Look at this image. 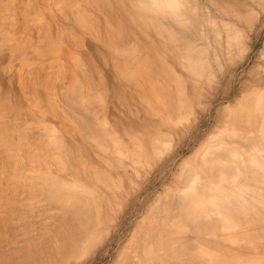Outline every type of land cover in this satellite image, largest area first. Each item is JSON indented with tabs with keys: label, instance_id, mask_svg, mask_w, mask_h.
Segmentation results:
<instances>
[{
	"label": "bare ground",
	"instance_id": "bare-ground-1",
	"mask_svg": "<svg viewBox=\"0 0 264 264\" xmlns=\"http://www.w3.org/2000/svg\"><path fill=\"white\" fill-rule=\"evenodd\" d=\"M63 1L65 2V0H63ZM73 1H75V0H71L72 3H73ZM207 1L211 2V0H207ZM263 1L261 0V1H259V3L262 4ZM34 2H36V1H34ZM58 2L60 3V1H58ZM80 2L85 3V5L88 6V8L85 10L83 9L82 12L79 8L80 13H70V14H68V12L66 13V9H65L64 12L67 15H65V14L64 15L66 16V19L68 21L72 22L74 24V26L78 27V31H79V29L85 30L84 34L80 35L81 33L79 34L77 32V30L74 28L77 32L76 34L80 35V38H81L82 42L84 43V45L83 46L81 45V47H79V45H78L79 42H75L76 38H74L73 40H75V41H73L70 38V35H68L69 36V38L67 39L68 43H66V44L67 45L70 44L69 45L70 47L68 46L70 48V50L67 48V45H66V48H67L66 56H67V58L72 56L73 52L71 50L72 49L74 50L75 47L77 48V46H76V43H77L78 47L81 49V50H79L81 52V56L84 58V61H85V63L83 62L84 73L87 74L88 82L93 81V79H92L93 77L91 78L90 73L97 72V74H98V73H101L102 70H106L105 73L108 74V76H109V79L107 78V80H108L107 82H109V84L113 87V92H112L113 93V99L115 101H117V103H119L120 105L124 106L123 102L121 101V97H123L122 95H124V94L127 95L126 99L129 100V105L127 104L125 107L128 108L130 115L133 118H135V120H137L134 123H138V122L140 123L141 122V121H139L140 120L139 117L141 114H144L147 117L152 116V115L153 116H155V115H157V116L158 115H164L165 116V114H166V116H170V118L168 117L169 119L173 120L174 125L176 122H179L181 120L179 118V116L182 113V110L180 108L179 111H181V113L178 112V109L176 108V104L178 106L179 105L178 101L183 99V98H181V96H179L180 94H178V96H177L175 93H173V89L175 86L176 87L179 86V83L181 86L182 82L180 79L182 76H180L177 73V71L175 70V67H180L182 69L183 68L186 69L187 73L192 78L191 80L194 81L196 89L197 88L198 89L203 88V85H205V84L206 85H209V84L212 85L211 80H208L207 82L205 81L206 83L202 82V80H204L205 78L210 79L211 77H213V75L212 74L206 75L205 66H204L205 63L203 61L206 58L205 59L201 58L202 57L201 51L202 50L204 51L205 49L202 48V50H201L199 48L201 46V44H199V42H201V41H199L197 44L198 38L200 36L202 37V35H200L199 29H198L199 25L197 26V22H198V15L197 14L199 11L198 10L199 6L197 7V1L196 0H80ZM31 3H33V2H31ZM31 3H29L30 7H31ZM48 3H49V1H48ZM44 5H46V4H44ZM58 5L60 6L61 4H57V6ZM68 5H69V3H68ZM263 5H264V2H263ZM2 6H4V4ZM5 6H6V4H5ZM47 6H50V5L47 4ZM64 6H66V5H64ZM71 6L74 7V5H71ZM71 6L69 5L67 7L69 8ZM27 7H28V5H27ZM35 7H36V5H34V8ZM6 8H8V7H6ZM13 9L14 8H12V10ZM18 9H20V8H18ZM31 9H30V11H31ZM37 10H38V8L36 9V13L38 12ZM52 11H53V9H52ZM60 11L63 12L62 10H60ZM76 11L77 10H75V12ZM207 11H208V9H207ZM94 12L96 14H93ZM9 13H10V11H9ZM19 13H20V11H19ZM34 13L35 12L33 11V15H34ZM56 13H57V11H56ZM5 14H7V12H5ZM57 14H56V16H57ZM43 15H44V13H43ZM1 16L2 15H0V17ZM65 16H64V18H65ZM15 17H16V15H15ZM27 17H29V16H27ZM6 18L8 19V17H6ZM40 18H42V17L40 16ZM64 18H63V20H64ZM208 18H209V16H208ZM13 19H14V17H13ZM33 19H35V18H33ZM46 19H47V17H46ZM30 20H31V18H30ZM203 20H204V18H203ZM246 20L247 19H245V21ZM57 21H59L61 23L60 20H57ZM64 21H66V20H64ZM64 21H62V22H64ZM199 21H201V20H199ZM210 21H212V20L210 19ZM40 22H42V21H40ZM49 22L50 21H48V23L44 21V23H47L48 25L45 26L43 24L46 28L44 30L42 29L43 30V32H42L43 33V39H44L42 41L47 40V41L51 42V40H53L54 38L58 39L59 36H61V34H60L61 31L58 29V31L60 33L54 32L51 28L52 23L50 24ZM205 22H206V20L204 21V23ZM2 23H3V21H2ZM20 23H21V21H20ZM89 23L94 25V29H95L96 33H92V32L89 33V30L86 29V28H89L88 27ZM201 23H203V22H201ZM212 23H211V25H212ZM32 24H33V22H32ZM35 24L37 25V23H35ZM63 24L65 25V23H63ZM67 24H68V22H67ZM110 24H115L116 26H118L116 28V29H118V32H115L114 30L109 29L110 27L108 25H110ZM208 24H210V23L208 22ZM222 24H225V23H222ZM13 25H14V23H13ZM0 26H1V24H0ZM3 26H6V25H3ZM6 27H8V26H6ZM205 27H206V25H205ZM205 27H204V31L210 29L209 26H208L209 27L208 29H205ZM226 27H227V25H226ZM2 28H4V27H2ZM12 28H14V26ZM227 28L229 30V26ZM227 28H226V30H227ZM34 29H35V27H34ZM65 29L67 31H72L73 27H72V25L69 27H67L65 25ZM94 29H93V31H94ZM75 30H73V31H75ZM91 30L92 29L90 28V31ZM19 32H20V30H19ZM206 33H207V31H206ZM11 34H13V33H11ZM11 34L8 35L5 33L7 38H8V36H11ZM32 34H34V33H32ZM102 34L105 35V39L107 38L106 43L104 41H102L104 44L103 43L100 44V42H99V40H100L99 35H102ZM220 36H222V38H223V35H220ZM6 37H5V39H6ZM102 37H103V35H102ZM203 37H204V35H203ZM0 38H1V36H0ZM10 38H12V37H10ZM24 39L25 38L22 39L23 42H24ZM205 39H207V38H205ZM205 39L202 38L203 42L205 41ZM3 40H4V38H3ZM10 40H12V39H10ZM155 40H159V44L155 43L154 42ZM233 40H235V39H233ZM31 41H32V39H31ZM61 41H64V40H61ZM227 41H228V39H227ZM8 42H10V41H7V43ZM32 43H31V45H32ZM45 43H46V41H45ZM0 45H1V43H0ZM26 45H27V43H26ZM46 45H47V43L45 44V46ZM74 45H75V47H74ZM6 46L7 45L4 46L3 52H5ZM9 46H7V47L9 48ZM28 46H26V49H28L27 48ZM132 46H135V47L137 46L139 49H142L146 53L147 60L145 61V63L141 62L140 59H139V61L134 59V57L132 56V53H131L132 52L131 50L133 49ZM204 46H205V43H204ZM31 47L34 48L33 45ZM46 47H49V45H47ZM50 47H51V45H50ZM52 47H54V46H52ZM208 47H207V49H208ZM234 47L235 46H233V48ZM18 48H19V46H18ZM228 49L230 52L231 48L228 47ZM39 51L41 52V50H39ZM76 51H78V50H75V52ZM235 51H237V50L235 49ZM50 52L51 51H49V53ZM53 52H55V51H53ZM9 54H11V53H8V56H10ZM59 54L61 55V53H58V55ZM19 55L20 54H18V58H19ZM28 55H29V51L24 53L25 59ZM37 55L40 56V53ZM46 55H48V53ZM140 55H141V52H140ZM5 56H0V62H1V60H4L3 57H5ZM66 56H65V58H66ZM74 56L76 57V59H78V55H74ZM32 57L37 58V56H32ZM43 57H45V56H43ZM61 57L59 58L60 61L63 59ZM215 57H216V55H215ZM65 58H64V60L66 61L67 58L66 59ZM149 58H153V60L150 61V60H148ZM42 59H44V58H42ZM71 59L72 58H70V60ZM141 59H142V57H141ZM70 60H69V63H70ZM243 60H244V58H243ZM6 62L7 61H5V63ZM38 62H40V61H38ZM231 62L229 61L228 64H231ZM34 63H36V62H34ZM41 63L44 64L43 62H41ZM46 63H48V62H46ZM55 63H56V61H55ZM235 63H238V62H235ZM242 63L243 62H241V64ZM44 65L46 66L48 64H44ZM65 65L68 66L70 64L66 63ZM65 65H64V67H65ZM233 65H234V63H233ZM38 66H40V65H38ZM38 66H37V68H38ZM71 66H72V64H71ZM71 66H68V67L70 68ZM238 66H239V64H238ZM41 67H42V65H41ZM46 68H47V66H46ZM49 68H50V66H49ZM61 68L63 69V67H61ZM231 68H233V67H231ZM0 69L1 70L4 69V66ZM38 69H40V68H38ZM43 69H44V67H43ZM51 69L54 70V68H51ZM51 69H47V71L51 70ZM64 69H65V71H67L66 68H64ZM40 70H39V74H40ZM55 70L57 71V69H55ZM43 71L47 72L46 70H43ZM71 71L72 70L68 69V73ZM3 72L5 73V71H3ZM74 74H76V73H74ZM43 75H44V73H43ZM71 75L72 74L70 73V75H69L70 79H71ZM222 75H224V74H222ZM263 75H264V72H263ZM77 76H76V78H79ZM14 77H16V75ZM40 77H41V75H39V78ZM261 77H263V78L262 79L258 78V80L250 82V83H247L248 81H246L244 84H243V82L241 84H238V85L232 84L231 90L228 89V91L227 90L222 91V93L217 92V89H216V92L213 91L212 93H210L209 97L207 94V97H208L207 99L209 100L208 101L207 99H205L208 101V103L206 102L207 103L206 105L208 106L207 109L204 110V108L203 109L200 108L201 109L200 110L198 108L199 112L194 111L195 113H198L199 116L202 115L203 112H207L208 114L211 113L210 107H212L213 102L215 101V99L218 96H220V99H222V101H227V100H231V99L235 100L236 98L241 96L240 98L237 99V101L236 100L234 101L236 103L238 102V105L240 104L239 101H241V100H244V101H243V103L241 102L242 105L239 108H237L236 110H232V107L234 104L230 103V104H232V106H230L229 110L231 109L232 112L230 113V111H228L229 116H226L225 120H222V118L217 119L214 122V124L212 125V127L208 128V132H206L205 135H202L201 137L196 136L194 141L196 142V141L200 140V142L201 141L204 142V143H202L203 145L201 144L202 147H199L200 149H198V151H194L196 153L192 152L194 155H191V156L186 155V158L184 157L185 159H183L182 163L180 162V165H179L180 167L178 166L179 167V173L175 176L173 184L170 185L171 189H169L168 195L167 196L164 195V196H166L165 197L166 201L164 202L165 206L160 207L162 205H160L159 203L162 201L156 202L157 205H155V206L160 205L159 207L162 208V210H163L162 212L165 213L164 218L162 216L163 213L161 215L162 217H160L162 222H160L161 220L159 218H157L159 221L157 222V219H156L155 220L156 224H154L155 222H153V220L151 222H149V223H152L151 224L152 227L148 230V228L150 227L149 226L150 224H149L148 225L149 227L147 228L148 231L146 229H145L146 230L145 231L142 228L140 230L138 229V231H140V232H136L138 235V238H136L137 241H136L135 245H134V242H132L133 247L134 246L135 247L134 248L132 247L133 249L131 248V251L127 250V251L131 252L130 253L131 255L127 252H126V254L124 253L123 255H120L121 258H119L116 261V264H264V254H263L264 253V245H262V243L264 241V239L262 237L264 235V82L262 81V80H264V76H261ZM222 78H223V76L221 78H219V80L217 79L218 80L217 83H219L222 80ZM73 79L75 80V76ZM215 79H216V77H215ZM78 80L79 79H77L76 81H78ZM159 80L162 81L161 82L162 84L158 83V82H160ZM191 80H189V81H191ZM19 81L21 82L22 80H19ZM29 81H30V79H29ZM80 81H81V79H80ZM79 82H73L72 85H71V82L68 83V84H70V88H69V90H65L66 91L65 97H64V99H62V101L64 100L63 105L65 104L64 106L66 107L68 115L70 116V118L73 119V121L79 127V131L76 132L77 133L76 136H79L82 141L87 140L91 143L93 142L96 146L98 145L99 147H101L100 151L102 150V148L107 149L108 146H111L112 151H114V153L117 154L119 157H121V158L125 157L124 158L125 160L129 156L132 157L133 155H129V154H128L129 155L128 157L125 156L126 154H124V152L122 151L123 147L125 149L124 145L127 143V142L125 143L126 139L124 140V139H122V137L115 135L116 133L115 134L113 133L114 135H112L111 133H110L111 135L106 134L108 136V137H106L104 135L105 134V132H104L103 136H101L102 134L100 132L101 131L100 129L103 127H104V129H106L105 126L107 123H105V122H107L109 119L107 121H105L106 114H104L105 118H103V119L105 122L101 121L100 120V116H101L100 114L101 113L99 114L96 112L98 109L97 107H96L97 108L96 111L93 109L95 112L94 111H93L94 113L92 112L91 107L94 106L95 104L92 103V106L90 107V104L88 103L86 98L82 95V91H81L82 88L80 87L82 85V83L80 84ZM97 82H96V85H97ZM24 83H25V80H24ZM75 83H78V86ZM83 83H84V85L86 84L85 82H83ZM191 84H193V83H191ZM214 85H216V84L213 83V86ZM219 85H221V84H219ZM230 85H231V83H230ZM86 86H87V84H86ZM86 86H84V87H86ZM26 88H30V86H28V84H27ZM95 88H97V86H95ZM209 88L213 89L212 86ZM228 88H229V86H228ZM10 89H12V88L8 87L6 89V91H9ZM21 89H22V87H21ZM65 89H67V87ZM211 89H209V90L211 91ZM12 90H14V89H12ZM28 90H30V89H28ZM39 90L33 88V89H31L30 93L27 92V90L25 91V92H27V95H31V96H29L30 99L28 98L29 102L31 101V103L36 102L37 104H40L42 106L43 111H40L39 114L42 116V118L44 120L48 119V120H52V121L53 120L57 121L59 123V125L61 126V129L63 131H66L68 135H71V137H72L71 139H74V142H75L77 138L74 135L75 132L73 133L72 130L76 131L77 129H75V128L71 129L72 126L70 127V125L68 124V123L72 122V120L70 122H67L64 113L62 112L64 117L61 115V113H58L59 112L58 110L59 109L61 110L62 106H61V108H58V110L53 108V104L51 102L52 100L49 101V99H48L49 97L47 96V94L42 93V91H39ZM21 91H23V90H21ZM68 91L70 92L69 94L67 93ZM94 91L96 92V90H94ZM1 92H2V90H1ZM10 92H12V91H10ZM13 92L16 94L15 90ZM59 92H61V91L59 90ZM51 93H53V92H51ZM58 93H56V94H58ZM66 93L68 95H66ZM93 93L94 92H92V94ZM242 94H244V95L242 96ZM27 95L25 96L24 93L23 94H17L16 97H14V98H17V101L21 102L24 98L27 99V97H28ZM53 96H54V94H53ZM61 97H62V95H61ZM93 97H94L93 100L94 99L96 100L94 94H93ZM103 97H105V96H103ZM54 98H55V96H54ZM60 99H58V100H60ZM156 100H157V102H155ZM11 101H12V99H11ZM27 101H26V103H27ZM55 101H57V100H55ZM3 102H4V100H3ZM22 102H24V101H22ZM89 102H92V99ZM182 102H184V101H181L180 103H182ZM4 103H6V102H4ZM55 104H56V102H55ZM97 104L99 105V103H97ZM100 104H103V103H100ZM181 105H183V104H181ZM103 106H104V104H103ZM103 106H102V108H99V109L104 110L109 105H106L107 107H105V108ZM65 107L63 108V110H65ZM187 107H189V106H187ZM187 107H186V109H187ZM123 109L125 110L124 107H123ZM102 110H99V112ZM36 111H37V109H36ZM105 112L106 111L104 110V113ZM0 113H1V111H0ZM95 113H97V114H95ZM218 113L219 112H217V114L216 113H214V114L218 115ZM28 114H30L29 118L34 119V117L35 118L38 117V115H37L38 113H35V112L34 113L30 112ZM107 114H108V112H107ZM204 114L206 115V113H204ZM7 115L4 117L8 118L9 115L8 116ZM205 115H203L204 120H205V118H204ZM1 116H2V114H1ZM195 116H197V115L195 114ZM124 117L126 118V120H127V118L130 119V117H126V116H124ZM224 117L225 116H223V118ZM188 118H190L189 115H188ZM118 119H113V124L116 126H122L121 125L122 121H120ZM162 119H163V117H162ZM38 120H41V119H38ZM193 120H195V122H193V123L189 122L190 124H186V126L184 124V126L183 125L181 126L182 127L181 129H183V132H182L183 135L181 134V139H179V137H178V141H175V143H173V144L170 141H169V143H171V144H169V145L166 144L168 141H166V143L163 142L164 144L162 143L163 140L159 136L164 134V132L162 134L160 133L159 135L157 133L158 136L156 135L155 138L152 137V139L149 140L150 142L148 141L151 145L150 148H153V151L150 148L149 149L152 152H154V156H155L154 159L156 160V161L154 160L155 161L154 166L153 167L151 166L152 167L151 171H157V172L161 171L160 173H162V170L167 165L169 166L170 163H171V165L174 164V162L176 161V159L178 158L179 154L182 151V146H183L182 136L185 137V135H187V137H188L189 134L193 130H195L197 127H199L197 118L193 119ZM182 121L184 123H186L184 120H182ZM0 122H2V121H0ZM201 122H202V120H201ZM143 123H145V122H143ZM41 124H43V122ZM30 125L33 126L32 124H30ZM47 125H45V126H47ZM110 126H111V124H110ZM131 126L133 127L134 124L132 123ZM19 127H22V126H19ZM50 128H52V126ZM44 129H45V127H44ZM114 129H116V128H114ZM177 129H180V127H177ZM3 130L1 131V129H0V132L3 133ZM9 130H11V129H9ZM23 130H24L23 128L21 130V128L17 129L16 127L13 129V131L15 133H19L17 135H20L21 133L26 132ZM169 130H170V132L172 131L171 129H169ZM13 131H12V133H13ZM105 131H108V130H105ZM164 131L166 133L167 130H164ZM177 131L180 132L181 130H177ZM48 132H49V130H48ZM99 132L101 135L98 136L97 133H99ZM113 132H116V131H113ZM170 132H168V133L170 134ZM172 132L174 133V130ZM56 133H58V132H56V130H55V133L52 134L53 136L52 135L51 136H48V135L47 136L46 135L45 136L44 135L43 136L42 135L37 136V135L28 133L31 135L30 139L28 138V135H27V138L30 140V141H28V140L27 141L31 145H33V147H31V148H34L35 146H37V147L33 151H30V149L27 150V148H29V146L28 147L24 146L25 145L24 141L26 139L25 140L23 139L24 140L23 143L22 144L20 143L18 145V151L21 153V155H18L16 158L13 156L8 158L9 162L13 161V165L14 164L19 165L20 163H23V162L25 163V165L21 164V166H23V168H20L19 166H15V171L23 172L24 170H27L29 165L26 166V164H30L32 166L35 164H37V165L40 164L44 168V166H46V164L49 162L48 159L49 160H52V159L58 160V158H60V157L53 158L54 156H52V157L50 156V153H49L50 151L48 150V148L50 146L52 148L57 147L56 150H59L58 148L62 149V147L65 148V147H67V145L64 144L66 137L64 138V135H61V134H59V136H57L58 134L56 135ZM7 134L8 133H6V135ZM117 134H119V133L117 132ZM4 136H5V134H4ZM169 136L170 135L165 136V137H169ZM176 136H177V134H176ZM24 137H25V135H24ZM56 137H58V138H56ZM67 137H69V136H67ZM173 137L171 134V137H169L168 140H170V138H172L171 141L173 142ZM127 139H128V136H127ZM163 139H165V138L163 137ZM137 140H139V139H137ZM20 141H18V142H20ZM187 141H189V140H187ZM132 142H133V140H132ZM4 143H5L4 141H3V143L1 142L0 146H2ZM135 143H136V141H135ZM198 143H199V141H198ZM83 144H81V145H83ZM90 146H91V144H90ZM126 146H128V145H126ZM138 146H139V144H138ZM130 148H131V146H130ZM197 148H195V150ZM98 149L99 148H97L96 151ZM128 149L126 147V150H128ZM142 149H141V151H142ZM67 150H69L72 153V151L74 149L72 150V148H70V147L66 148L64 150V154H67V153L70 154L69 151L67 152ZM137 150H139V149H137ZM106 151H109V150L107 149ZM6 152H7V150H6ZM78 152H81V151H78ZM55 153L57 154L58 152L55 151ZM60 153L58 155L61 156ZM114 153H113V155H114ZM126 153H127V151H126ZM100 154L102 155V153H100ZM73 155H75V154H71L69 157L72 156L74 158ZM103 155H106V154H103ZM136 155H138V154H136ZM118 156H116V157H118ZM49 157H51L52 159H50ZM61 157H63V156H61ZM103 157H105V156H103ZM106 157L108 158L109 156L106 155ZM134 157L130 158V159H134ZM151 157H152V154H151ZM5 158H7L6 153H5ZM63 158H65V157H63ZM85 158H87V157H85ZM84 159H83V161H84ZM103 159L106 160L105 158H102V161H103ZM3 160H5V159H3ZM19 160H21V162H19ZM55 160H53L52 162L54 163ZM57 160H56V162H57ZM128 160H129V158H128ZM97 161H99V160H97ZM102 161H100V162L102 163ZM106 161H108V160H106ZM130 161H132V160H130ZM143 161H144V159H143ZM143 161H142V164L145 163V161L144 162ZM151 161H152V159H151ZM58 162H60V161H58ZM63 162L65 163V161H63ZM67 162H69V161H67ZM71 162L73 163V161H71ZM105 162H104V165H102V166L108 165L109 161H108V163L106 162L107 164H105ZM138 162H141V160ZM89 163H90V161H89ZM43 164H44V166H43ZM54 164L58 165V163H54ZM63 164H60L58 166L61 167ZM69 164H70V162H69ZM69 164H67L68 166L66 164H64L62 166V168L64 167L62 170L65 171V165L67 166V169H68ZM84 164H86V163H84ZM129 165H130V163H129ZM129 165L127 168H129ZM70 166H71V164H70ZM125 166H127V165H125ZM132 166H133V164H132ZM137 166L139 167L141 165L139 164ZM17 167H19V168H17ZM52 167H51V169H52ZM146 167L148 168V165ZM48 168H50V166ZM9 169H10V171L13 170L12 168H10L8 166V170ZM29 169L30 168H28V170ZM41 170H43V169H41ZM53 170H54V168H53ZM80 170H81V168H80ZM103 170H102V172H103ZM137 170H139V169H137ZM64 171H62V172H64ZM77 171H79L78 168H77ZM93 171H94V169H93ZM115 171L116 170H114V172ZM121 171H123V170H121ZM131 171H132V173H135L134 174L135 176L138 174V173H136L137 171H135L134 169H131ZM133 171H135V172H133ZM175 171H176V168H175ZM43 172H44V170H43ZM43 172H41V173H43ZM62 172H61V168H60V173H62ZM87 172H89V171H87ZM150 172L147 171L146 174L148 173L147 175H149ZM165 172H163V173H165ZM67 173L70 175L69 172H67ZM51 174H53V173H51ZM51 174L50 175L42 174V175H40L41 177L39 176L40 178H37V177L35 178L34 177L35 174L32 175V172H30L23 179V181L25 180L24 186H20V187H18V185H15L13 183L10 185H9V183H6L10 178H14L15 175L9 177V174L8 175H7V173L4 174L3 182L1 184L4 185L2 187L4 190L9 191V195L2 197V199H1L2 203L0 205V245L4 244V250L3 249L0 250V264H89L88 263L89 261L84 262V257L88 256L91 252L93 253L94 250L97 251V249L99 247L101 248L100 245H103V243L110 241V239H109L110 236H109V238L107 236L119 228V226H120L119 224L121 223L125 213H127L129 211L132 200L127 199V202H126V199H124L125 201L124 200L118 201L120 199H118L119 196L117 194L119 193V189H121V188L118 189L115 187L118 190H116L114 188L115 181L112 178L110 179V176L107 173H106L107 175L104 174L105 181L107 183H102V181H101V183H102V184L100 183L101 185L99 184V186H98L95 184L96 187L97 188L99 187V189H100L101 194H98L99 196H95L97 194L94 195V192L97 193V191H95L97 189H94L96 187H94V188H91L90 186H89V188L87 186L84 187L80 184L82 182H80L79 184L76 183L77 182L76 179H75L76 182H73L70 180L65 181V180H63L65 178L61 179V177L59 178L58 175L56 176V174H55V176H56L55 177L54 175L52 176ZM68 174H66V175H68ZM86 174L84 176H86ZM1 175H3V174H1ZM75 175L77 177H80L77 174H75ZM88 175L91 177L90 172L88 173ZM88 175H87V178H89ZM102 175H103V173H102ZM130 175H132V174H130ZM160 175H159V177H161ZM174 175H175V173L172 174V177ZM138 176H136V178ZM162 176H163V174H162ZM66 177L68 179L70 178V176L69 177L66 176ZM120 177H122V175H120ZM170 177H171V175H170ZM172 177H171V179H172ZM92 178H90V179H92ZM71 180H72V178H71ZM97 180H99V178ZM100 180H102V179L100 178ZM108 180L110 182L112 180V182H114V183L111 182L112 184H110L108 182ZM91 181H92V183H94L93 182L94 180H91ZM20 182L21 181H19V183ZM92 183H90V184L92 185ZM148 184H150V182ZM88 185H89V183H88ZM110 185H111V187H110ZM136 186H138V185H136ZM166 187H167V185H166ZM0 190H1V188H0ZM121 192L123 193V191H121ZM121 192L119 193L120 195H121ZM124 192H126V191H124ZM15 193L16 194L20 193V195L23 196V199L18 200L19 198L15 195ZM164 196H162L161 198H164ZM90 197H91V199H89ZM159 200H160V196H159ZM115 201L120 202V205H121L120 209L117 211L114 210ZM106 202H108L107 208L105 207ZM154 202H155V199H154ZM18 203H21V204H23V203L31 204L32 203L34 205L36 203L37 204L42 203V205H43V207H41L42 213L39 212L38 216H39V214H40V217L43 216V220L41 219L42 221H44L43 224L39 223L40 224L39 225L37 223H34L32 216H30L31 213L29 216L27 215L30 211L32 212V210H34L37 206L39 207L38 209H40V206H39L40 204H38L36 207H30V208H25L24 205H26V204H24L23 205L24 209H21V208H18V206H17ZM152 206H154V205H152ZM151 208H154V207H151ZM155 208L152 209V210H154L153 212H156L153 215H155L154 217H157L158 216L157 211L161 212V210H160V208H158L159 210L155 211ZM147 209L148 208L146 207L145 210H147ZM145 210H144V214L146 212ZM152 210L150 209V213L152 212ZM96 211H97V214H96ZM26 212H28V213L26 214ZM109 214H111L115 217L113 222L110 223V225L112 224L110 226L112 228V231L110 229V231L108 232L109 234L107 236L105 235L107 238L103 237L104 238L103 242L99 243L101 240V237H99L101 235H99V234H102V233L99 232L100 222H98L96 216L99 215V217H101L102 215H104L106 217ZM147 215H145V216H147ZM154 217H153V219H154ZM36 218H38V217L36 216ZM102 219H103V217H102ZM147 219L149 220V218H147ZM147 219H145L144 222L141 224L145 225V222ZM163 220H165V221H163ZM34 221L39 222V221L35 220V217H34ZM108 225H106V226H108ZM138 228H139V226H138ZM136 230H137V228H136ZM103 234H105V233L103 232ZM137 235H136V237H137ZM238 236H241V238L244 237L245 239H243V241H242V239ZM133 237H135V236H133ZM99 238H100V240L98 241ZM53 239L57 240V244H58L57 247H55V245H54L55 242L53 243ZM244 240H246V241H244ZM240 242H243L242 246L240 245ZM230 243L231 244L233 243L232 244L233 246ZM260 245H262V247ZM127 246L130 247L132 245H127ZM0 248H1V246H0ZM132 250H134L136 253L134 256H133L134 253L132 252ZM94 255H95V253H93V255H91V257ZM261 257L263 258V260Z\"/></svg>",
	"mask_w": 264,
	"mask_h": 264
},
{
	"label": "rangeland",
	"instance_id": "rangeland-1",
	"mask_svg": "<svg viewBox=\"0 0 264 264\" xmlns=\"http://www.w3.org/2000/svg\"><path fill=\"white\" fill-rule=\"evenodd\" d=\"M34 1H36V2H34ZM48 1H49V3H48ZM58 1H60V3L58 2ZM0 0V15H2L1 17H0V24H1V26H0V36H1V38H0V43H1V45H0V56H5V57H3V59L4 60H1V62H0V68H2L3 66H4V69H0V111H1V113H0V121H2V122H0V129H1V131L3 130V133H1L0 132V143L2 142L3 143V141L6 143H4L2 146H0V188H1V190H0V205H1V199H2V197H4V196H6V195H9V191H7V190H4L2 187L4 186V185H2L1 183L3 182V177H4V174L5 173H7V175L9 174V177L10 176H13V175H15V177L14 178H10L6 183H9V185L10 184H15V185H18V187H20V186H24V182H25V180L23 181V179H24V177L28 174V173H30V172H32V175L33 174H35L34 175V177L36 178H40L41 176L40 175H42V174H48V175H50L51 173H53V174H51L52 176L54 175L55 176V174H56V176L58 175V177L60 178L61 177V179H63V178H65V179H63V180H65V181H73V182H76V180H77V182L76 183H80V182H82V183H80L82 186H84V187H88L89 188V186L91 187V188H94V187H96V185H98L99 186V184L101 183V181H102V183H107L106 181H105V177H104V174H108L109 176H110V179L112 178L114 181H115V183L114 182H112V180H111V182L112 183H114V188L116 187V188H121V189H119V193L121 192V191H123V193L121 192V195L118 193L117 195L119 196L118 197V199H120V200H118V201H123L124 199H126V202H127V199L128 200H132V202H131V206H130V208H129V211L127 212V213H125V215H124V217H123V219H122V221H121V223L119 224L120 226H119V228L117 229V230H115V231H113L111 234H109L108 232L110 231V229H111V231H112V228L110 227L111 225H110V223H112L113 222V220H114V216L113 215H111V214H109L108 216H104V215H100L101 217H99V215L98 216H96V218H97V220H98V222H100V225H99V232L100 233H102L103 234V232L105 233V234H99V235H101V236H99V237H101V240H100V238L98 239V241L100 240V242L99 243H102L103 242V240H104V238L103 237H105V238H109V236H110V241H108V242H106V243H103V245H100L101 246V248L99 247L98 249H97V251L96 250H94V252L93 253H95V255L94 256H92L91 257V255H93V253L91 252L88 256H86V257H84V262L85 261H89L88 263L89 264H116V261L119 259V258H121L120 257V255H123L124 253L126 254V252L127 253H131L130 251H131V248L133 247V243L132 242H134V245H135V243H136V241H137V239L136 238H138V235H137V233L136 232H140V231H138V229L140 230L141 228L142 229H146L147 230V228H148V230L152 227V223H149V222H151L152 220H153V222H155V220L157 219V218H159L160 220H161V218L160 217H162L163 216V218H164V215H165V213H163L162 211V208H160V207H163V206H165L164 205V202L166 201L165 200V197L168 195V191H169V189H171V184H173V182H174V178H175V176L179 173V165H180V162L182 163V161H183V159H185L186 158V155H188V156H191V155H194L193 153H196V152H194V151H198V149H200L199 147H202V143H204V142H200V140H198L199 141V143H198V141H194V139L196 138V136H199V137H201L202 135H205L206 134V132H208V128L209 127H212V125L214 124V122L217 120V119H221L222 118V120H225L226 119V116H229L228 114H229V112L228 111H230V113L232 112V110H236L237 108H239L241 105H242V103H243V101L244 100H241V101H239V105H238V102L236 103V102H234L235 100L237 101V99L238 98H240V97H238V98H236L235 100H227V101H222V99H220V96H218L216 99H215V103L213 102V104H212V107H210V109H211V113L210 114H208L207 112H203V114L202 115H198V113H195L196 111L197 112H199V109L201 108V109H203L204 108V110L205 109H207V103H208V97L210 96V93H212L213 91H215L216 92V89H217V92H220V93H222V91H228V89H232L231 87H232V84H234V85H238V84H241L242 82H243V84L246 82V81H248L247 83H250V82H253V81H256V80H258V78H263V77H261V76H264L263 75V72H264V5H263V2H262V4H260L259 3V1H261V0H211V2H209V1H207V0H196L197 1V7H198V10L201 12H199L198 11V22H197V26L199 25V27H198V29H199V32H200V35H202V37L200 36L199 38H198V41H197V44H198V42L199 41H201V42H199V44H201V46L199 47L201 50H202V48H204L205 50L203 51H201L202 52V59L204 58H206L205 60H203L204 61V63H205V72H206V75H208V74H212L213 75V77H211L210 79H207V78H205L204 80H202V82L203 83H206L208 80H211V82H212V85L211 84H209V85H203V88H200V89H196V87H195V84H194V81H192L191 79V77L189 76V74L187 73V71H186V69L185 68H180V67H175V70L177 71V73L180 75V76H182L181 77V86H180V83H179V86H175L174 87V89H173V93H175L177 96H178V94H180L179 96H181V98H183V99H181V100H179L180 102L181 101H184V102H182V103H180L179 101H178V106H177V104H176V108L178 109V112H180L181 113V111H179L180 110V108H181V110H182V113L180 114V116H179V118L181 119L179 122H176L175 123V125H174V122H173V120L172 119H169L170 118V116H166V114H165V116L164 115H155V116H149V117H147V116H145L144 114H141L140 115V117H139V121H141L140 123L138 122V123H134L135 121H137V120H135V118H133L131 115H130V113H129V110H128V108L127 107H125L127 104L129 105V100L128 99H126L127 98V95H122L123 97H121V101L123 102V104H124V106H122V105H120L119 103H117V101H115L114 99H113V87L109 84V82H107L108 80H107V78L109 79V76H108V74H106L105 73V71L106 70H102L101 71V73H98L97 74V72H94V73H90V75H91V78L93 79V81H89L88 82V78H87V74H85L84 73V64H83V62L85 63V61H84V58L81 56V52L79 51V50H81L79 47H81V45L83 46L84 45V43L82 42V40H81V38H80V35H82V34H84V32H85V30H83V29H79V31H78V27L77 26H74V24L72 23V22H70V21H68L67 19H66V16L65 15H67L66 13L68 12V14H70V13H80V10H81V12H82V10L84 9H87L88 8V6H86L85 5V3H81L80 2V0H75V1H73V3L71 2V0H65V2L63 1V0ZM70 1V2H69ZM252 3H251V2ZM31 2H33V3H31ZM46 2V3H45ZM52 2V3H51ZM56 4H55V3ZM199 2V3H198ZM209 2V3H208ZM247 2V3H246ZM255 2V3H254ZM2 3V4H1ZM18 3V4H17ZM29 3H31V7H30V4ZM37 3V4H36ZM64 3V4H63ZM67 3V4H66ZM68 3H69V5L71 6V5H74V7H67V6H69L68 5ZM71 3V4H70ZM76 3V4H75ZM4 4V6H5V4H6V6L4 7V6H2ZM44 4H46V5H43ZM47 4H49L50 6H47ZM57 4H61L60 6L58 5L57 6ZM247 4V5H246ZM254 4V5H253ZM10 5V6H9ZM15 5V6H14ZM27 5H28V7H27ZM34 5H36V7L34 8ZM64 5H66V6H64ZM246 5V6H245ZM249 5V6H248ZM21 6V7H20ZM64 6V7H63ZM86 6V7H85ZM6 7H8V8H6ZM53 7V8H52ZM55 7V8H54ZM58 7V8H57ZM209 7V8H208ZM12 8H14L13 10H12ZM18 8H20V9H18ZM23 8V9H22ZM32 8V9H31ZM38 8V12L36 13V9ZM41 8V9H40ZM68 8V9H67ZM74 8V9H73ZM79 8H80V10H79ZM30 9H31V11H30ZM52 9H53V11H52ZM55 9V10H54ZM65 9H66V13L64 12L65 11ZM207 9H208V11H207ZM42 10V11H41ZM59 10V11H58ZM60 10H62L63 12H61ZM75 10H77L76 12H75ZM9 11H10V13H9ZM19 11H20V13H19ZM33 11L36 13H34V15H33ZM56 11H57V13H56ZM74 11V12H73ZM212 11V12H211ZM5 12H7V14H5ZM30 12V13H29ZM203 12V13H202ZM252 14H251V13ZM26 13V14H25ZM43 13H44V15H43ZM55 13V14H54ZM206 13V14H205ZM209 13V14H208ZM255 13V14H254ZM56 14H57V16H56ZM62 14V15H61ZM65 14V15H64ZM93 14H96L95 12L93 13ZM202 14V15H201ZM249 14V15H248ZM251 14V15H250ZM15 15H16V17H15ZM23 15V16H22ZM29 16V17H27V16ZM65 16V18H64V16ZM207 15V16H206ZM248 15V16H247ZM10 16V17H9ZM14 17V19H13V17ZM25 16V17H24ZM40 16L42 17V18H40ZM63 16V17H62ZM208 16H209V18H208ZM252 16V17H251ZM6 17H8V19L6 18ZM20 17V18H19ZM46 17H47V19H46ZM30 18H31V20H30ZM33 18H35V19H33ZM63 18H64V20H66L67 22H68V24H67V22L66 21H64L63 20ZM203 18H204V20H203ZM220 18V19H219ZM4 19V20H3ZM6 19V20H5ZM34 21H33V20ZM208 19V20H207ZM210 19L212 20V21H210ZM245 19H247L246 21H245ZM13 20V21H12ZM30 20V21H29ZM38 20V21H37ZM57 20H60L61 21V23L63 24V23H65V25L67 26V27H69V26H71L72 25V27H73V30H77V32L80 34H76L77 32H76V30L75 31H67L66 29H65V25L63 26L59 21H57ZM199 20H201V21H199ZM206 20V24L204 23V21ZM225 20V21H224ZM2 21H3V23H2ZM20 21H21V23H20ZM33 22V24H32V22ZM40 21H42V22H40ZM44 21L45 22H47L48 23V21H50L49 23L51 24V28H52V30L54 31V32H59L58 31V29L61 31V36H59V38L57 39V38H54L53 40H51V42L50 41H47V40H45L46 41V43H47V45H49V47H46L45 46V41H42V40H44L43 39V30L46 28L45 26H47L48 24L47 23H44ZM62 21H64V22H62ZM216 21V22H215ZM223 21V22H222ZM248 21V22H247ZM12 24H11V23ZM18 22V23H17ZM70 22V23H69ZM201 22H203V23H201ZM208 22L210 23V24H208ZM213 22V23H212ZM13 23H14V25H13ZM29 23V24H28ZM35 23H37V25L35 24ZM211 23H212V25H211ZM222 23H225V24H222ZM10 24V25H9ZM27 24V25H26ZM45 26H44V25ZM49 24V25H50ZM62 26H61V25ZM71 24V25H70ZM208 24V25H207ZM3 25H6V26H8V27H6V26H3ZM88 25V24H87ZM205 25H206V27H205ZM226 25H227V27L229 26V30H228V28L226 27ZM14 26V28H12ZM110 28L109 29H112V30H114L115 32H118V29H116L118 26H116L115 24H110V25H108ZM210 27V29H208L209 27ZM2 27H4V28H2ZM24 27V28H23ZM30 27V28H29ZM34 27H35V29H34ZM55 27V28H54ZM89 28H86V29H88L89 30V33H96L95 32V29H94V25L93 24H91V23H89V26H88ZM204 27H205V29H208V30H205L204 31ZM220 27V28H219ZM11 30H9V29ZM28 30H27V29ZM75 28V29H74ZM90 28L92 29L91 31H90ZM203 28V29H202ZM214 28V29H213ZM226 28H227V30H226ZM239 28V29H238ZM8 29V30H7ZM17 29V30H16ZM43 29V30H42ZM93 29H94V31H93ZM221 29V30H220ZM234 29V30H233ZM3 30V31H2ZM19 30H20V32H19ZM41 30V31H40ZM201 30V31H200ZM238 30V31H237ZM32 31V32H31ZM34 31V32H33ZM204 31V32H203ZM206 31H207V33H206ZM211 31V32H210ZM8 32V33H7ZM13 33V34H11V33ZM19 32V33H18ZM31 32V33H30ZM83 32V33H82ZM5 33L6 34H8V35H10L11 34V36H8V38L6 37V35H5ZM28 33V34H27ZM32 33H34V34H32ZM221 33V34H220ZM32 34V35H31ZM5 35V36H4ZM14 35V36H13ZM20 35V36H19ZM25 35V36H24ZM68 35H70V38L73 40L74 38H76L75 40H73V41H75V42H79V47H78V45H77V43H76V46H77V48L75 47V45H74V47H75V49L73 50H71L72 52H73V54L74 55H78V59H76V57L72 54V56L71 57H68L67 58V56H66V52H67V48L70 50V44H66V43H68V41H67V39L69 38V36ZM102 35H103V37H102ZM102 35H99V42H100V44H102L103 42L102 41H104L105 43L107 42V38L105 39V35L104 34H102ZM203 35H204V37H203ZM220 35H223V38H222V36H220ZM31 38H30V37ZM64 36V37H63ZM79 36V37H78ZM5 37H6V39H5ZM10 37H12V38H10ZM29 37V38H28ZM66 37V38H65ZM73 37V38H72ZM218 37V38H217ZM227 37V38H226ZM240 37V38H239ZM3 38H4V40H3ZM23 38H25L24 39V42H23ZM202 38L203 39H205V38H207V39H205V41L203 42V40H202ZM213 38V39H212ZM10 39H12V40H10ZM31 39H32V41H31ZM103 39V40H102ZM227 39H228V41H227ZM233 39H235V40H233ZM16 40V41H15ZM19 40V41H18ZM61 40H66L65 42L64 41H61ZM232 40V41H231ZM237 40V41H236ZM7 41H10V42H8L7 43ZM35 41V42H34ZM54 41V42H53ZM60 41V42H59ZM72 41V42H73ZM157 41V42H156ZM221 41V42H220ZM226 41V42H225ZM240 41V42H239ZM3 42V43H2ZM7 44H6V43ZM22 42V43H21ZM27 43V45H26V43ZM33 42V43H32ZM41 42V43H40ZM155 43H157V44H159V40H155L154 41ZM211 42V43H210ZM239 42V43H238ZM19 46V48H18V46L16 45V44ZM20 45H19V44ZM31 43H32V45H33V47L34 48H32L31 46ZM43 43V44H42ZM49 43V44H48ZM57 43V44H56ZM74 43V42H73ZM72 43V44H73ZM204 43H205V46H204ZM232 43V44H231ZM235 43V44H234ZM241 43V44H240ZM12 44V45H11ZM15 44V45H14ZM30 44V45H29ZM40 44V45H39ZM104 44V43H103ZM237 44V45H236ZM5 45H7V46H9V48L6 46V48H5V52H3L4 51V46ZM24 45V46H23ZM29 45V46H28ZM50 45H51V47H50ZM66 45H67V48H66ZM210 45V46H209ZM16 46V47H15ZM26 46H28L27 48L29 49H26ZM38 46V47H37ZM52 46H54V47H52ZM69 46V47H68ZM209 46V47H208ZM212 46V47H211ZM233 46H235L234 48H233ZM238 46V47H237ZM13 47V48H12ZM30 47V48H29ZM36 47V48H35ZM135 46H132V56L134 57V59H136L137 61H139V59H140V61L141 62H144L145 63V61L147 60V57H146V53L142 50V49H139L137 46V48L135 47ZM207 47H208V49H207ZM228 47L229 48H231L230 49V52H229V49H228ZM23 48V49H22ZM50 48V49H49ZM63 48V49H62ZM211 48V49H210ZM52 49V50H51ZM62 49V50H61ZM140 51H139V50ZM218 51H217V50ZM235 49L237 50V51H235ZM16 50V51H15ZM20 50V51H19ZM29 51V55L26 57V59H25V56H24V53L25 52H28ZM39 50H41V52L39 51ZM75 50H78V51H76L75 52ZM138 50V51H137ZM15 51V52H14ZM25 51V52H24ZM49 51H51L50 53H49ZM53 51H55V52H53ZM57 51V52H56ZM215 51V52H214ZM236 53H235V52ZM3 52V53H2ZM17 52V53H16ZM78 52V53H77ZM138 52V53H137ZM140 52H141V55H140ZM212 52V53H211ZM8 53H11V54H9L10 56H8ZM40 53V56L39 55H37V54H39ZM48 53V55H46ZM58 53H61V55L59 54L58 55ZM76 53V54H75ZM205 53V54H204ZM207 53V54H206ZM230 53V54H229ZM234 53V54H233ZM18 54H20L19 55V58H18ZM64 56H63V55ZM232 54V55H231ZM204 55V56H203ZM214 55V56H213ZM215 55H216V57H215ZM226 55V56H225ZM32 56H37V58L36 57H32ZM43 56H45V57H43ZM51 56V57H50ZM62 56V57H61ZM65 56H66V58H65ZM138 56V57H137ZM208 56V57H207ZM235 56V57H234ZM44 58V59H42V58ZM63 58L61 61L59 60V58ZM75 57V58H74ZM80 57V58H79ZM141 57H142V59H141ZM213 57V58H212ZM50 60H49V59ZM57 58V59H56ZM64 58L66 59V61L64 60ZM70 58H72L71 60H70ZM217 58V59H216ZM243 58H244V60H243ZM36 61H35V60ZM38 59V60H37ZM42 59V60H41ZM47 59V60H46ZM56 61V63H55V61ZM65 62H64V61ZM69 60H70V63H69ZM148 60H150V61H152L153 60V58H149ZM5 61H7L6 63H5ZM38 61H40V62H38ZM45 61V62H44ZM60 61V62H59ZM82 63H81V62ZM220 61V62H219ZM231 62V64H228V62ZM243 62L242 64H241V62ZM34 62H36V63H34ZM41 62H43L44 64H48V65H46L47 66V68H46V66L44 65V64H42ZM46 62H48V63H46ZM50 62V63H49ZM64 62V63H63ZM78 62V63H77ZM235 62H238V63H235ZM70 64V65H68V66H71V64H72V68L70 69L67 65H65V64ZM81 63V64H80ZM215 63V64H214ZM233 63H234V65H233ZM17 64V65H16ZM40 65V66H38V65ZM54 64V65H53ZM58 64V65H57ZM75 64V65H74ZM238 64H239V66H238ZM41 65H42V67H41ZM44 65V66H43ZM64 65H65V67H64ZM223 65V66H222ZM261 65V66H260ZM263 65V66H262ZM13 66V67H12ZM37 66H38V68H40V69H38L37 68ZM49 66H50V68H49ZM83 66V67H82ZM260 66V67H259ZM32 67V68H31ZM43 67H44V69H43ZM61 67H63V69L64 68H66L67 69V71H65V69L63 70ZM77 67V68H76ZM230 67V68H229ZM231 67H233V68H231ZM35 70H34V69ZM46 68V69H45ZM51 68H54V70L53 69H51ZM33 69V70H32ZM46 70L47 71V69H51V70H48L47 72H45V71H43V70ZM55 69H57V71L55 70ZM68 69L69 70H72L71 72H69L68 73ZM75 69V70H74ZM38 70V71H37ZM39 70H40V74H39ZM53 70V71H52ZM63 70V71H62ZM77 70V71H76ZM214 70V71H213ZM228 70V71H227ZM3 71H5V73L3 72ZM9 71V72H8ZM18 71V72H17ZM20 71V72H19ZM65 71V72H64ZM38 72V73H37ZM104 72V73H103ZM208 72V73H207ZM213 72V73H212ZM216 72V73H215ZM262 72V73H261ZM43 73H44V75H43ZM70 73L72 74L71 75V79H70ZM74 73H76V74H74ZM78 73V74H77ZM228 73V74H227ZM14 74V75H13ZM69 74V75H68ZM94 74V75H93ZM102 74V75H101ZM222 74H224V75H222ZM259 74V75H258ZM8 75V76H7ZM16 75V77H14ZM39 75H41V77L43 78H39ZM78 75V76H77ZM231 75V76H230ZM6 76V77H5ZM74 76H75V80L73 79L74 78ZM76 76L77 77H79V78H76ZM83 76V77H82ZM95 76V77H94ZM189 76V77H188ZM223 76V78H222V80L219 82V83H217L218 82V80H219V78H221ZM230 76V77H229ZM257 76V77H256ZM13 77V78H12ZM82 77V78H81ZM188 77V78H187ZM204 77V76H203ZM215 77H216V79H215ZM10 78V79H9ZM18 78V79H17ZM188 80H187V79ZM190 78V79H189ZM228 78V79H227ZM231 78V79H230ZM7 79V80H6ZM29 79H30V81H29ZM77 79H79L78 81H76ZM80 79H81V81H80ZM207 79V80H206ZM218 79V80H217ZM13 80V81H12ZM19 80H22L21 82L19 81ZM24 80H25V83H24ZM48 80V81H47ZM70 80V81H69ZM189 80H191V81H189ZM214 80V81H213ZM231 80V81H230ZM8 81V82H7ZM80 81V82H79ZM98 81V82H97ZM160 81V80H159ZM206 81V82H205ZM263 82H264V80H262ZM71 82V85H72V83L73 82H79L80 84L82 83V85L80 86L81 88H82V95L86 98V100L88 101V103L90 104V107L92 106V103H94L93 105L94 106H92L91 108H92V112L95 110L96 111V109H97V113H101L99 116H100V120L101 121H104V119L103 118H105V115L104 114H106V118H105V121H107L108 119V121L107 122H105V123H107L106 124V126H105V128L106 129H104V127L103 128H101L100 130V132H101V134H100V132L99 133H97L98 134V136L99 135H101V136H103V134H104V132H105V136L106 137H108L106 134H112V135H114L115 133V135H118V136H120V137H122V139H126L125 140V149H124V147L122 148V151L124 152V154H126L125 156H129V155H133L132 157L131 156H129L128 158H129V160H128V158H126V160L124 159L125 157H119L117 154H115L114 153V151H112V147L111 146H108L107 147V149L109 150V151H106L107 149L106 148H102V150L100 151V149H101V147H99L98 145L96 146L93 142L91 143V142H89V141H87V140H84V141H82L81 140V138L79 137V136H76V132L77 131H79V127H78V125L73 121V119L72 118H70V116L68 115V113H67V110H66V107L63 105V102H64V100L62 101V99H64V97H65V90H69V88H70V84H68V83H70ZM83 82H85L86 84H87V86H86V84L84 85V83ZM92 84H91V83ZM96 82H97V85H96ZM102 82V83H101ZM162 81H160V82H158L159 84H162L161 83ZM193 83V84H191V83ZM225 82V83H224ZM228 82V83H227ZM11 85H9V84ZM20 83V84H19ZM100 83V84H99ZM213 83L214 84H216V85H214L213 86ZM230 83H231V85H230ZM22 84V85H21ZM27 84H28V86H30V88H26V86H27ZM30 84V85H29ZM77 86H78V83H75ZM219 84H221V85H219ZM60 85V86H59ZM69 85V86H68ZM86 86V87H84V86ZM95 86H97V88H95ZM211 87L212 86V88L213 89H211V88H209V87ZM228 86H229V88H228ZM8 87H10V88H12V89H14L15 90V92H16V94L13 92L14 90H12V89H10L9 91H6V89L8 88ZM21 87H22V89H21ZM67 87V89H65ZM40 89L39 91H42V93H46L47 94V96L49 97L48 99H49V101H51L52 102V104H53V108H55V109H57L58 110V108H61V106H62V108H61V110L59 109L58 111V113H61V115L64 117V115H65V117H66V120H67V122H70L71 120H72V122H70V123H68L69 125H70V127H71V129H77L76 131H74V130H72V132L74 133V135H75V137L77 138L76 139V141L74 142V139H71L72 137H71V135H68L67 134V132L66 131H63L62 129H61V126L59 125V123L57 122V121H55V120H48V119H43L42 118V116L39 114L40 113V111H43V109H42V106L40 105V104H37L36 102H32L31 103V101L29 102V100H28V98H29V96H31V95H27V92H31V89ZM84 88V89H83ZM86 88V89H85ZM211 89V91L209 90V89ZM221 88V89H220ZM28 89H30V90H28ZM42 89V90H41ZM98 89V90H97ZM181 89V90H180ZM204 89V90H203ZM225 89V90H224ZM1 90H2V92H1ZM21 90H23V91H21ZM27 90V92H25ZM59 90L61 91V92H59ZM94 90H96V92L94 91ZM176 90V91H175ZM10 91H12V92H10ZM89 91V92H88ZM210 91V92H209ZM25 94V96L27 95L28 97H27V99H23L22 101H24V102H18L17 101V98H14V97H16V95L17 94H23V93ZM50 92V93H49ZM51 92H53V93H51ZM59 92V93H58ZM92 92H94L93 94H94V96H95V98H96V100L94 101L93 100V94H92ZM209 92V93H208ZM28 93V94H29ZM49 93V94H48ZM56 93H58V94H56ZM63 93V94H62ZM68 94L70 93L69 91L67 92ZM66 93V95H68ZM89 93V94H88ZM53 94H54V96H55V98H54V96H53ZM182 94V95H181ZM203 94V95H202ZM207 94H208V97H207ZM216 94V93H215ZM245 94V93H244ZM244 94H242V96L244 95ZM52 95V96H51ZM58 95V96H57ZM61 95H62V97H61ZM91 95V96H90ZM2 96V97H1ZM10 96V97H9ZM89 96V97H88ZM103 96H105V97H103ZM203 96V97H202ZM12 97V98H11ZM52 97V98H51ZM59 97V98H58ZM92 97V98H91ZM206 97V98H205ZM15 100H14V99ZM61 98V99H60ZM89 98V99H88ZM105 98V99H104ZM11 99H12V101H11ZM30 99V98H29ZM58 99H60V100H58ZM91 99H92V102H89V101H91ZM205 99H207V100H205ZM3 100H4V102H6V103H4L3 102ZM10 100V101H9ZM27 101V103H26V101ZM54 100V101H53ZM55 100H57V101H55ZM99 100V101H98ZM114 100V101H113ZM14 101V102H13ZM101 101V102H100ZM105 101V102H104ZM230 101V102H229ZM10 102V103H9ZM54 102V103H53ZM55 102H56V104H55ZM126 102V103H125ZM155 102H157V100L155 101ZM207 102V103H206ZM242 102V103H241ZM40 107H38L36 104ZM58 103V104H57ZM97 103H99V105L97 104ZM100 103H103L104 104V106H103V104H100ZM110 103V104H109ZM230 103H232V104H234L233 105V107H232V110L230 109L229 110V108H230V106H232V104H230ZM236 103V104H235ZM24 104V105H23ZM181 104H183V105H181ZM230 104V105H229ZM5 105V106H4ZM36 107H35V106ZM59 105V106H58ZM106 105H109L108 107L106 106ZM117 105V106H116ZM229 105V106H228ZM237 105V106H236ZM30 106V107H29ZM65 107V110H63V108ZM101 106V107H100ZM102 106L105 108V107H107L106 109H104L106 112L104 113V110H102V109H99V108H102ZM122 108H121V107ZM181 106V107H180ZM187 106H189V107H187ZM205 106V107H204ZM214 106V107H213ZM4 107V108H3ZM97 107V108H96ZM120 107V108H119ZM123 107L125 108V110L123 109ZM186 107H187V109H186ZM193 107V108H192ZM227 107V108H226ZM15 108V109H14ZM20 108V109H19ZM39 108V109H38ZM111 108V109H110ZM199 108V109H198ZM225 108V109H224ZM25 109V110H24ZM36 109H37V111H36ZM94 109V110H93ZM108 109V110H107ZM200 109V110H201ZM228 109V110H227ZM4 112H3V111ZM9 110V111H8ZM19 110V111H18ZM32 110V111H31ZM99 110H102V111H100L99 112ZM213 110V111H212ZM227 110V111H226ZM26 111V112H25ZM94 111V112H95ZM114 111V112H113ZM119 111V112H118ZM195 111V112H194ZM216 111V112H215ZM12 112V113H11ZM38 113L37 115H38V117H34V119L33 118H29L30 117V114H28V113ZM57 112V111H56ZM64 113V115H63V113ZM93 112V113H94ZM107 112H108V114H107ZM188 112V113H187ZM217 112H219L218 113V115H215L214 113H216L217 114ZM97 113H95V114H97ZM117 113V114H116ZM204 113H206V115L204 114ZM1 114H2V116H1ZM4 114V115H3ZM9 116H8V115ZM16 114V115H15ZM103 114V115H102ZM195 114L197 115V116H195ZM8 116V118L7 117H4V116ZM14 115V116H13ZM19 115V116H18ZM122 115V116H121ZM188 115H189V117L190 118H188ZM192 115V116H191ZM203 115H205L204 116V118H205V120L203 119ZM18 116V117H17ZM25 116V117H24ZM40 116V117H39ZM124 116H126V117H130V119L129 118H127V120L129 121H127L126 120V118L124 117ZM157 116V117H156ZM163 117V119H162V117ZM207 116V117H206ZM215 116V117H214ZM217 116V117H216ZM220 116V117H219ZM223 116H225L224 118H223ZM4 117V118H3ZM16 119H15V118ZM108 117V118H107ZM117 117V118H116ZM122 117V118H121ZM124 117V118H123ZM142 117V118H141ZM145 119H144V118ZM169 117V118H168ZM214 117V118H213ZM2 118V119H1ZM14 118V119H13ZM41 119V120H38V119ZM119 118V119H118ZM158 118V119H157ZM160 118V119H159ZM168 118V119H167ZM188 118V119H187ZM197 118V121H198V126L199 127H197L195 130H193L190 134H189V138L187 137V135H185V137H183L182 136V138H183V146H182V151H181V153L179 154V156H178V158L176 159V161L174 162V164H172L171 165V163L169 164V166L167 165L163 170H162V173H160L161 171H151V169H152V167L154 166V164H155V156H154V152H152L153 151V148H150V141L149 140H151L152 139V137L153 138H155L156 137V135H157V133H158V135L161 133H163L164 132V134H162V135H160L159 137H161L162 138V143L164 142V143H166V141H168L166 144L167 145H169V144H173V143H175V141H178V137H179V139H181V134H182V132H183V129H181L182 127V125L184 126V124H185V126H186V124H190V123H193V122H195V120H193V119H196ZM199 118V119H198ZM7 119V120H6ZM22 119V120H21ZM103 119V120H102ZM113 119H118V120H120V121H122V126H116V125H114L113 124ZM192 121H191V120ZM202 120V122H201V120ZM69 120V121H68ZM132 120V121H131ZM182 120H184L186 123H184ZM204 120V121H203ZM209 120V121H208ZM38 121V122H37ZM51 121V122H50ZM111 121V122H110ZM182 121V122H181ZM188 121V122H187ZM13 122V123H12ZM17 122V123H16ZM43 122V124H41ZM143 122H145V123H143ZM181 122V123H180ZM190 122V123H189ZM200 122V123H199ZM73 123V124H72ZM128 123V124H127ZM132 123L134 124V126L132 127L131 125H132ZM181 125H180V124ZM30 124H32L33 126H31ZM39 124V125H38ZM48 124V125H47ZM75 124V125H74ZM110 124H111V126H110ZM164 124V125H163ZM45 125H47V126H45ZM59 125V126H58ZM77 125V126H76ZM114 125V126H113ZM129 125V126H128ZM166 125V126H165ZM180 125V126H179ZM2 126V127H1ZM18 126V127H17ZM19 126H22V127H19ZM41 126V127H40ZM45 127V129H44V127ZM52 126V128H50ZM109 126V127H108ZM180 127V129H177V127ZM17 128V129H20L21 128V130H22V128L24 129L23 131H26V132H24V133H21L20 135H17V134H19V133H15L14 131H13V129L14 128ZM27 127V128H26ZM30 127V128H29ZM60 129H59V128ZM113 127V128H112ZM124 127V128H123ZM131 127V128H130ZM171 127V128H170ZM33 128V129H32ZM114 128H116V129H114ZM145 128V129H144ZM174 128V129H173ZM9 129H11V130H9ZM35 129V130H34ZM42 129V130H41ZM56 130V132H58V133H56V135L57 136H59V134H61V135H64V138H65V143L64 144H66L67 145V147H62V149H60V148H58L59 150H56V148H52L51 146L48 148V150L50 151L49 153H50V156L52 157V156H54L53 158H57V157H60V158H58V160H57V162H56V160L55 159H52L51 157H49L50 159H52V160H49L48 159V163L46 164V166H44V164H43V166H44V168L42 167V165H40V164H35V165H30V164H26V166H28V168H30L29 170H28V168H27V170H22L23 172H18V171H15V166H19L20 168H23V166H21V164H23V165H25V163L23 162V163H20L19 165H13V161H11V162H9V160H8V158H10V157H17L18 155H21V153L18 151V145L21 143H23V141H24V146H26V147H28L29 146V148H27V150H29L30 149V151H33V150H35V148L37 147V146H35L34 148H31V147H33V145H31L28 141H30L29 139H30V134H34V135H37V136H39V135H48V136H51L53 133H55V130ZM113 131H116V132H113ZM118 129V130H117ZM131 129V130H130ZM169 129H173L174 130V133L172 132H170V130ZM207 129V130H206ZM30 130V131H29ZM46 130V131H45ZM48 130H49V132H48ZM51 130V131H50ZM104 130V131H103ZM105 130H108V131H105ZM164 130H167L166 131V133H165V131ZM169 130V131H168ZM177 130H181L180 132L179 131H177ZM7 131V132H6ZM12 131H13V133H12ZM54 131V132H53ZM112 131V132H111ZM117 132L119 133V134H117ZM168 132H170V134L168 133ZM6 133H8L7 135H6ZM28 133H30V134H28ZM114 133V134H113ZM204 133V134H203ZM4 134H5V136H4ZM25 135V137H24V135ZM67 134V135H66ZM110 134V135H111ZM133 134V135H132ZM171 134H172V137H173V142L171 141L172 140V138H170V140H168V138L169 137H171ZM176 134H177V136H176ZM12 135V136H11ZM27 135H28V138H27ZM157 135V136H158ZM168 135H170L169 137H165V136H168ZM180 135V136H179ZM183 135V134H182ZM18 136V137H17ZM53 136V135H52ZM67 136H69V137H67ZM127 136H128V139H127ZM176 136V137H175ZM5 139H4V138ZM8 137V138H7ZM24 137V138H23ZM133 140V142H132V140L130 139V138ZM163 137L165 138V139H163ZM4 140H3V139ZM21 138V139H20ZM56 138H58V137H56ZM24 139V140H23ZM67 139V140H66ZM70 141H69V140ZM137 139H139V140H137ZM20 141V142H18V141ZM28 140V141H27ZM78 140V141H77ZM82 142H81V141ZM136 141V143H135V141ZM165 140V141H164ZM187 140H189V141H187ZM8 141V142H7ZM67 141V142H66ZM129 141V142H128ZM149 141V142H148ZM169 141L171 142V143H169ZM79 142V143H78ZM81 142V143H80ZM72 143V144H71ZM85 145H84V144ZM142 143V144H141ZM146 143V144H145ZM163 143V144H164ZM28 144V145H27ZM30 144V145H29ZM81 144H83V145H81ZM90 144H91V146H90ZM138 144H139V146H138ZM141 144V145H140ZM198 144V145H197ZM202 144V145H201ZM54 145V144H53ZM52 145V146H53ZM65 145V146H66ZM73 145V146H72ZM75 145V146H74ZM89 145V146H88ZM126 145H128V146H126ZM186 145V146H185ZM55 146V145H54ZM130 146H131V148H130ZM141 146V147H140ZM72 148V153L69 151V150H67V152L69 151V153L70 154H64V150L66 149V148ZM78 147V148H77ZM80 147V148H79ZM94 147V148H93ZM126 147H127V149L128 150H126ZM137 147V148H136ZM140 147V148H139ZM198 147V148H197ZM64 148V149H63ZM89 148V149H88ZM97 148H99L97 151H96V149ZM143 148V149H142ZM152 150H150V149ZM195 148H197L196 150H195ZM106 149V150H105ZM131 149V150H130ZM133 149V150H132ZM135 149V150H134ZM137 149H139V150H137ZM141 149H142V151H141ZM145 149V150H144ZM6 150H7V152H6ZM54 150V151H53ZM63 150V151H62ZM151 152H150V151ZM9 151V152H8ZM55 151H57L58 153L56 154L55 153ZM78 151H81V152H78ZM104 153H103V152ZM126 151H127V153H126ZM61 152V153H60ZM63 152V153H62ZM74 152V153H73ZM84 152V153H83ZM90 152V153H89ZM106 152V153H105ZM108 152V153H107ZM137 152V153H136ZM140 152V153H139ZM143 152V153H142ZM193 152V153H192ZM5 153H6V156H7V158H5ZM61 154V156H63V157H65V158H63V157H61L60 155H58V154ZM66 153V152H65ZM82 155H81V154ZM100 153H102V155L100 154ZM113 153H114V155H113ZM142 153V154H141ZM9 154V155H8ZM71 154H75V155H73L74 156V158L72 157H69ZM103 154H106L107 156H109L108 158L106 157V155H103ZM112 154V155H111ZM129 154V155H128ZM136 154H138V155H136ZM151 154H152V157H151ZM15 155V156H14ZM57 155V156H56ZM68 155V156H67ZM94 155V156H93ZM140 155V156H139ZM143 155V156H142ZM96 156V157H95ZM103 156H105V157H103ZM116 156H118V157H116ZM135 156V157H134ZM68 159H67V158ZM85 157H87V158H85ZM93 157V158H92ZM95 157V158H94ZM134 157V159H130V158H133ZM138 157V158H137ZM144 157V158H143ZM185 157V158H184ZM70 158V159H69ZM85 158V159H84ZM92 158V159H91ZM102 158H105L106 160H108L109 161V163H108V161H106V160H104L103 159V161L105 162H107L108 163V165L105 167V166H102V165H104V162L102 161ZM3 159H5V160H3ZM23 159V158H22ZM63 159V160H62ZM72 159V160H71ZM83 159H84V161H83ZM95 159V160H94ZM99 160V161H97V160ZM143 159H144V161H145V163H143L142 164V161H143ZM151 159H152V161H151ZM24 160V159H23ZM53 160H55V162L54 163H58V165H60V164H63L64 162L63 161H65V163L64 164H69V162H70V164H71V166H70V164H69V167H68V169H67V166L65 165V171L64 170H62L63 168H62V166L64 165H62L61 167L60 166H58L57 164H54L52 161ZM69 161V162H67V161ZM79 160V161H78ZM111 160V161H110ZM130 160H132V161H130ZM141 160V162H138V161H140ZM155 160V161H154ZM6 161V162H5ZM58 161H60V162H58ZM71 161H73V163L71 162ZM75 161V162H74ZM79 163H78V162ZM89 161H90V163H89ZM100 161H102V163L100 162ZM137 161V162H136ZM143 161V162H144ZM9 162V163H8ZM19 162H21V160H19ZM52 162V163H51ZM62 162V163H61ZM105 162V164H107ZM153 162V163H152ZM4 163V164H3ZM84 163H86V164H84ZM100 163V164H99ZM125 163V164H124ZM127 163V164H126ZM129 163H130V165H129ZM141 165V166H137V165H139V164ZM149 163V164H148ZM6 164V165H5ZM10 164V165H9ZM50 164V165H49ZM132 164H133V166H132ZM13 165V166H12ZM40 165V166H39ZM83 165V166H82ZM112 165V166H111ZM117 167H116V166ZM125 165H127V166H125ZM128 165H129V168H127L128 167ZM136 165V166H135ZM143 165V166H142ZM148 165V168L146 167V166ZM175 165V166H174ZM8 166L10 167V168H12L13 170L12 171H10V169L8 170ZM50 166V168H48ZM53 166V167H52ZM56 166V167H55ZM76 166V167H75ZM81 166V167H80ZM88 166V167H87ZM109 166V167H108ZM125 166V167H124ZM132 166V167H131ZM152 166V167H151ZM178 168H177V167ZM19 167H17V168H19ZM33 167V168H32ZM51 167H52V169H51ZM59 167V168H58ZM85 167V168H84ZM93 167V168H92ZM134 167V168H133ZM136 167V168H135ZM138 167V168H137ZM146 167V168H145ZM36 168V169H35ZM48 168V169H47ZM53 168H54V170H53ZM60 168H61V172L62 171H64V172H62V173H60ZM77 168L79 169V171H77ZM80 168H81V170H80ZM126 168V169H125ZM143 168V169H142ZM150 168V169H149ZM175 168H176V171H175ZM41 169H43L44 170V172H43V170H41ZM57 169V170H56ZM72 169V170H71ZM88 169V170H87ZM90 169V170H89ZM93 169H94V171H93ZM104 169V170H103ZM131 169H134L135 171H137L136 173H138L136 176H138L137 178H136V176L134 175L135 173H132V171H131ZM137 169H139V170H137ZM148 169V170H147ZM53 172H52V171ZM102 170H103V172H102ZM114 170H116L115 172H114ZM121 170H123V171H121ZM26 171V172H25ZM36 171V172H35ZM43 172V173H41V172ZM51 173H50V172ZM87 171H89L90 172V175H91V177L88 175V173L89 172H87ZM135 171H133V172H135ZM147 171H151L150 173H149V175H147L146 174V172ZM166 171V172H165ZM35 172V173H34ZM49 172V173H48ZM67 172H69L70 173V175L67 173ZM144 172V173H143ZM163 172H165V173H163ZM38 173V174H37ZM81 173V174H80ZM87 173V174H86ZM94 173V174H93ZM102 173H103V175H102ZM132 174V175H130V174ZM140 173V174H139ZM157 173V174H156ZM175 173V175L172 177V174H174ZM1 174H3V175H1ZM66 174H68V175H66ZM72 174V175H71ZM75 174H77L78 176H80V177H77ZM80 174V175H79ZM86 174V176H84ZM106 174V175H107ZM156 174V175H155ZM161 174V175H160ZM162 174H163V176H162ZM38 175V176H37ZM61 175V176H60ZM74 175V176H73ZM87 175H88V177L89 178H87ZM100 175V176H99ZM118 175V176H117ZM120 175H122V177H120ZM159 175L161 176V177H159ZM170 175H171V177H172V179H171V177H170ZM40 176V177H39ZM55 176V177H56ZM64 176V177H63ZM66 176H70V178L68 179ZM93 177V178H92ZM71 178H72V180H71ZM87 180H86V179ZM90 178H92V179H90ZM99 178V180H97ZM100 178L102 179V180H100ZM123 178V179H122ZM74 179V180H73ZM76 179V180H75ZM83 181H82V180ZM122 181H121V180ZM127 179V180H126ZM86 180V181H85ZM91 180H94L93 182L94 183H92V181L90 182ZM158 180V181H157ZM16 181V182H15ZM18 181V182H17ZM19 181H21L20 183H19ZM88 181V182H87ZM128 181V182H127ZM146 181V182H145ZM156 181V182H155ZM108 182L110 183V184H112L109 180H108ZM140 182V183H139ZM150 182V184H148ZM169 182V183H168ZM172 182V183H171ZM5 183V182H4ZM87 183V184H86ZM88 183H89V185H88ZM90 183H92V185L90 184ZM101 183V184H102ZM144 183V184H143ZM155 183V184H154ZM21 184V185H20ZM94 184V185H93ZM96 184V185H95ZM100 184V185H101ZM123 184V185H122ZM146 184V185H145ZM119 187H118V186ZM136 185H138V186H136ZM150 185V186H149ZM166 185H167V187H166ZM124 188H123V187ZM169 186V187H168ZM110 187H111V185H110ZM115 188V189H116ZM165 188V189H164ZM3 189V190H2ZM94 189H97V190H95V191H97V193H95L94 192V195L95 194H97V195H95V196H99L98 194H101L100 193V189H99V187L97 188H94ZM118 189H116V190H118ZM134 190V191H133ZM124 191H126V192H124ZM5 194H4V193ZM138 192V193H137ZM145 192V193H144ZM167 192V193H166ZM124 194V195H123ZM129 194V195H128ZM163 194V195H162ZM15 195L19 198L18 200H21V199H23V196L22 195H20V193L19 194H16L15 193ZM132 195V196H131ZM164 195H166V196H164ZM93 196V195H92ZM159 196H160V200H159ZM162 196H164V198H161ZM94 197V196H93ZM130 197V198H129ZM95 198V197H94ZM132 198V199H131ZM89 199H91V197L89 198ZM93 199V198H92ZM134 199V200H133ZM154 199H155V202H154ZM158 201H157V200ZM125 201V200H124ZM160 201H162V202H160ZM94 202V201H93ZM156 202H160L159 204L160 205H162V206H155V205H157L156 204ZM105 203V202H104ZM119 203V204H118ZM133 203V204H132ZM153 203V204H152ZM155 203V204H154ZM24 204H26V203H23V204H21V203H18V208H21V209H24L23 208V205ZM28 204V205H27ZM26 205H24V207L25 208H30V207H36L38 204H40V203H36L35 205L34 204H29V203H27ZM154 205V206H152V205ZM42 205V203L39 205L40 206V209H38L39 207L37 206L34 210H32V212L30 211L29 213L28 212H26V214L29 216L30 215V213H31V215L30 216H32V218H33V222L34 223H37V224H43V222L44 221H42L43 220V216H41L40 217V214H39V216H38V213L39 212H41V207H43V205ZM120 205V202H117V201H115V203H114V207L116 208H114V210L115 211H117V210H119L120 209V207H121V205ZM133 205V206H132ZM21 206V207H20ZM107 206H108V202H106V204H105V207L107 208ZM148 208L147 210H145V208ZM151 207H156L155 208V211L156 210H159L158 208H160V210H161V212H159V211H157V214H158V216L157 217H154L155 215H153V214H155L156 212H153L154 210H152V209H154V208H151ZM152 210V214L150 213V209ZM97 210V209H96ZM144 210L146 211L145 212V214H144ZM98 211V210H97ZM97 211H96V214H97ZM33 213V214H32ZM37 215H36V214ZM42 213V212H41ZM148 215H147V214ZM161 213V214H160ZM162 213H163V215H162ZM35 215V216H34ZM145 215H147V216H145ZM151 215V216H150ZM162 215V216H161ZM35 217V220L36 221H39V222H35L34 221V217ZM36 216L38 217V218H36ZM40 217V218H39ZM102 217H103V219H102ZM146 217V218H145ZM153 217H154V219H153ZM99 218V219H98ZM147 218H149V220L147 219ZM40 219V220H39ZM42 219V220H41ZM145 219H147L146 220V222H145V225L144 224H141V223H143L144 222V220ZM106 221V222H105ZM159 220L157 219V222H158ZM163 221H165V220H163ZM160 222H162V220L160 221ZM39 224V225H40ZM109 224V225H108ZM150 224V225H149ZM154 224H156V222L154 223ZM106 225H108V226H106ZM143 225V226H142ZM149 225V226H148ZM38 226V225H37ZM102 226V227H101ZM138 226H139V228H138ZM147 226V227H146ZM39 227V226H38ZM37 228V227H36ZM136 228H137V230H136ZM145 230V231H146ZM147 230V231H148ZM143 231V230H142ZM137 235V237H136V235ZM109 234V235H108ZM115 234V235H114ZM107 237H106V236ZM140 235V234H139ZM133 236H135V237H133ZM242 236V235H241ZM241 236H238V237H240L241 238ZM263 237V239H264V235L262 236ZM56 239V238H55ZM55 239H53V243H54V245H55V247H57V240H55ZM242 239V241H243V239H245L244 237H242L241 238ZM134 240V241H133ZM120 241V242H119ZM244 241H246V240H244ZM52 243V244H53ZM242 243L243 242H240V245L242 246ZM246 243V242H245ZM231 244V243H230ZM233 244V243H232ZM231 244V245H232ZM127 245H132V246H130V247H128ZM244 245V244H243ZM262 245H264V241H263V243H262ZM262 245H260L261 247H262ZM1 246V248H0V250H4V244L2 245H0ZM53 246V245H52ZM233 246V245H232ZM3 247V248H2ZM135 247V246H134ZM133 247V248H134ZM130 248V249H129ZM132 248V249H133ZM127 250H130V251H127ZM132 252L134 253L133 254V256L136 254L135 253V251L134 250H132ZM264 254V253H263ZM262 254V255H263ZM131 255V254H130ZM263 257V256H262ZM261 257V258H262ZM262 260H263V258H262ZM83 261V260H82ZM92 261V262H91ZM79 262V261H78Z\"/></svg>",
	"mask_w": 264,
	"mask_h": 264
}]
</instances>
